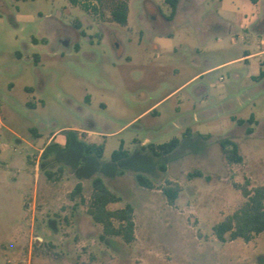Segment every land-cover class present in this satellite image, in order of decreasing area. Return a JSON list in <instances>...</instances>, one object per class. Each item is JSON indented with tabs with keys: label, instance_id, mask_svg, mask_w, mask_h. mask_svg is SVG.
Instances as JSON below:
<instances>
[{
	"label": "rangeland",
	"instance_id": "rangeland-1",
	"mask_svg": "<svg viewBox=\"0 0 264 264\" xmlns=\"http://www.w3.org/2000/svg\"><path fill=\"white\" fill-rule=\"evenodd\" d=\"M171 12L165 0H0V264H264V232L227 243L213 233L247 179L264 185V0H179ZM251 116L253 133L233 138L244 160L228 164L220 141ZM53 133L39 173L43 163L61 178L38 182ZM174 138L168 156L148 149ZM121 147L129 157L113 163ZM196 169L210 180L189 178ZM105 171L122 197L112 208L137 206L130 245L101 241L80 205L73 219L70 174H93L89 198ZM166 180L182 189L173 204Z\"/></svg>",
	"mask_w": 264,
	"mask_h": 264
},
{
	"label": "trees",
	"instance_id": "trees-1",
	"mask_svg": "<svg viewBox=\"0 0 264 264\" xmlns=\"http://www.w3.org/2000/svg\"><path fill=\"white\" fill-rule=\"evenodd\" d=\"M172 9V15L175 14L179 0H165ZM115 19L125 23L126 15L115 14ZM264 72L261 71L259 77H263ZM254 118L251 116L247 121L238 120V128L233 132L230 138H224L220 141V147L225 161L228 164H241L244 157L240 153L239 145L233 140L234 137H241L243 135H251L253 128L247 124L253 123ZM246 126V128H244ZM190 130H186L184 136L191 135ZM204 137V135H199ZM180 140L177 138L171 141L158 145L148 146L152 155L160 158L172 154L178 146ZM103 145H86L85 152L88 155L95 154L100 158L103 153ZM145 151V146H142ZM128 153L122 149L114 151L112 160L113 163L124 161L128 158ZM160 172H167V164H159ZM103 177H95L92 179V191L89 198L84 195V185L78 183L75 185L73 191L70 193L71 200L78 198V203L72 207V215H78V205L84 207L85 214L90 217L94 224L101 228L99 238L101 241L111 243L112 238H119L124 245H130L135 240V214L137 206H133L130 202H125L121 208H112L122 201V197L115 191L109 188L110 179L117 176L115 172L105 171ZM122 175V172H120ZM56 173L48 170L45 171V176L48 180H57L60 176H55ZM189 178H202L209 181L210 178L201 170H194L187 174ZM136 180L140 187L146 190L155 189L154 180L149 177L137 173ZM249 180H246V186L241 188L243 201L241 204L223 220L213 226V233L215 237L222 243L232 242L235 240H243L245 242L251 241L255 236L264 232V185L248 187ZM161 190L169 204H173L181 193V186L178 183L166 180L164 185L158 188Z\"/></svg>",
	"mask_w": 264,
	"mask_h": 264
},
{
	"label": "crops",
	"instance_id": "crops-1",
	"mask_svg": "<svg viewBox=\"0 0 264 264\" xmlns=\"http://www.w3.org/2000/svg\"><path fill=\"white\" fill-rule=\"evenodd\" d=\"M243 7H244V9H249L250 8V5H249V3H248V1H245L244 3H243ZM208 20L211 22H218V19L216 18V16L215 15H213V14H210L209 15V17H208ZM253 56H255V54H246V55H244L243 57H240V59L241 58H245V57H247V58H249V57H253ZM247 60V59H246ZM55 135V133H53L45 142H44V144H43V146L42 147H39L38 148V156H37V158H36V160H35V177H34V179L35 180H38V182L39 181H41V180H46V181H50V180H48L46 177H44V175L42 174V173H39V162H40V160L41 159H43V156L45 155V148L46 147H48L50 144H52L53 143V141L55 140V138H56V136H54ZM68 145V142L66 141V146ZM85 148V147H84ZM39 158H40V160H39ZM42 165V171L43 172H45V171H48V170H50V169H45V167H43V163H41ZM71 171H74L73 169H70V172ZM74 173V172H73ZM72 177H74L75 178V185L76 184H78V183H82L83 185H84V181L85 180H89V179H91L90 177H92V175L93 174H89V175H84V176H77L75 173L72 175V174H70ZM103 175V174H102ZM61 178V177H60ZM50 189H51V187H50V185L49 184H47V183H45V191L46 192H48V191H50ZM37 198H38V194H37V196H36V201H37ZM81 216H80V214H78V215H75L74 217H73V219L78 223V222H80V220H81ZM86 218L87 219H89V217L88 216H86ZM90 220V219H89Z\"/></svg>",
	"mask_w": 264,
	"mask_h": 264
}]
</instances>
